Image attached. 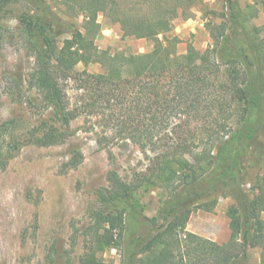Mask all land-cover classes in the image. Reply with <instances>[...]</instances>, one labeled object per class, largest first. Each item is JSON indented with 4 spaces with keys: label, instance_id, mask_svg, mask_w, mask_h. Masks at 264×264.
Listing matches in <instances>:
<instances>
[{
    "label": "trees",
    "instance_id": "16d2710c",
    "mask_svg": "<svg viewBox=\"0 0 264 264\" xmlns=\"http://www.w3.org/2000/svg\"><path fill=\"white\" fill-rule=\"evenodd\" d=\"M2 1V8L11 3L24 7L19 36L35 61L29 82L59 123H41L40 132L30 136L34 144L62 145L63 128L80 110L92 114L104 109L108 124L143 152L154 151L151 184L166 195L157 214L146 217L132 202L140 184L147 182L139 180L137 186L110 172V186L100 192V209L92 215L90 246L79 264H106L98 255L107 248L120 250L119 264H232L248 248L261 245L264 174L254 183L253 199L241 182L248 152L264 127V38L235 0H228L222 31L212 32L213 47L204 52L189 47L183 55L176 51L178 39L170 36L173 21L205 0H53L65 6L64 18L47 0ZM100 14L119 24L124 37L149 40L153 49L124 56L101 50L95 42ZM80 15L84 31L65 19ZM63 34L70 37L59 48ZM90 63L105 70L81 74L86 89L80 106L71 108L63 81L72 80L79 64ZM220 66L225 80L217 82L215 91L213 74ZM2 144L0 164L19 140L7 149ZM222 188L236 189L240 206L229 212L230 241L219 245L186 228L193 212L213 210L217 202L212 197Z\"/></svg>",
    "mask_w": 264,
    "mask_h": 264
},
{
    "label": "rangeland",
    "instance_id": "374dc122",
    "mask_svg": "<svg viewBox=\"0 0 264 264\" xmlns=\"http://www.w3.org/2000/svg\"><path fill=\"white\" fill-rule=\"evenodd\" d=\"M47 1L64 18L65 6ZM235 1L259 38H264V0ZM2 5L0 0V145L3 143V149H7L17 139L19 144L4 153L0 164V264H79L90 246L92 215L100 209V192L110 186V172L137 186L141 180L147 182L140 184L132 202L146 217L157 214L166 195L158 184H151L154 151L143 152L118 127L108 124L104 109L92 114L80 110L79 117L68 127H62L66 132L64 144H34L31 134L40 132L41 123L55 120L43 97L29 82L35 61L33 52L19 36L18 17L24 7L21 3L5 8ZM228 7V0H205L188 16L180 14L174 19L170 36L178 39L177 53L183 55L189 47L199 52L212 48V32H221L227 24ZM65 19L84 31V15ZM98 22L100 33L95 42L101 50L124 56L153 49L149 40L124 37L120 25L103 14ZM69 37L70 34L61 35L58 47ZM218 69L217 75L213 74L215 91L220 87L217 82L225 80V67ZM104 70L98 63L79 64L76 74L70 76L72 80L63 81L71 108L80 106L81 94L86 89V76L81 74H99ZM246 160L249 161L241 188L253 199L254 183L264 174V127ZM213 199L217 202L213 210L193 212L186 230L224 245L231 238L230 209L240 206L236 189L222 188ZM260 220L264 222V213ZM181 238L185 244L183 234ZM259 240L260 246L248 248L232 264L261 263L264 231ZM98 256L106 264H119L121 260V252L116 248H107Z\"/></svg>",
    "mask_w": 264,
    "mask_h": 264
}]
</instances>
